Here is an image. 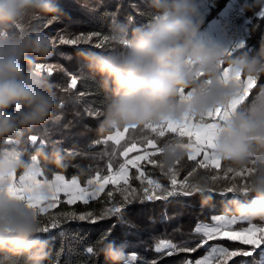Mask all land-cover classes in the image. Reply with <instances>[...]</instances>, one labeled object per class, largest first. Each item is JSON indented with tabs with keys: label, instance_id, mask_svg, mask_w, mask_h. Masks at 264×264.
Returning <instances> with one entry per match:
<instances>
[{
	"label": "clouds",
	"instance_id": "clouds-1",
	"mask_svg": "<svg viewBox=\"0 0 264 264\" xmlns=\"http://www.w3.org/2000/svg\"><path fill=\"white\" fill-rule=\"evenodd\" d=\"M93 9L99 0H80ZM242 16L264 10V0H240ZM154 19L129 27L125 22L111 26L104 52L78 51L86 71L98 78L105 93L99 135L124 128L159 126L162 121L199 119L209 111L226 106L241 94L235 79L225 83L224 69L257 80L264 76V46L255 54L232 52L224 44L209 40L207 17L200 0H151ZM58 0H0V141L15 139L45 125L57 107L53 86L35 70L38 61L53 55L48 37L39 28L18 35L14 29L27 17L58 19ZM159 17V19H157ZM231 38L229 29L221 33ZM214 151L225 168L242 170L256 156H264V86L241 104L222 125ZM160 171L182 164L186 152L174 140L161 142ZM49 153L33 154L34 159ZM17 146L0 150V260L5 264H49L50 245L40 231V217L8 195L10 178L27 174L31 168L21 159ZM51 165L64 167L58 150ZM247 193L228 196L222 203L225 216L249 223H264V164L248 178ZM201 205L213 197L198 193ZM106 264H124L123 246L105 243L99 252Z\"/></svg>",
	"mask_w": 264,
	"mask_h": 264
},
{
	"label": "trees",
	"instance_id": "trees-1",
	"mask_svg": "<svg viewBox=\"0 0 264 264\" xmlns=\"http://www.w3.org/2000/svg\"><path fill=\"white\" fill-rule=\"evenodd\" d=\"M227 1H216L215 7L211 9L209 14H206V23L219 14ZM58 4L60 8L59 18L50 23V26L46 22H51L52 19L42 20L39 17L29 16L16 26L14 32L22 35L31 28H39L47 37L54 38L59 34L90 32L102 33L108 36L111 26L118 22H125L131 28L148 24L154 19L151 0H99L93 9L82 7L80 0H58ZM129 14H131V19H129ZM253 17L254 24L251 27V35L247 42L250 50H239L247 52L249 55H255L264 46V20ZM245 18V16H241L240 20L243 22ZM107 44L108 42L100 49L91 45H81L79 48L57 45L53 47V55L50 58L38 61V63L49 62L61 66L62 69H67L70 73L82 72V78L78 81L77 89H69L65 92L63 88L70 82L69 75L58 69L50 80L45 76V79L53 86L57 96V107L52 117L45 125L25 133L19 141V145H17L15 139H10L13 144L8 143L9 140L0 141V150L18 146L22 151L21 159L28 166L34 158L33 154L49 153L48 161L44 159L43 155H38L39 164L46 178L51 179L53 175L61 173L68 178L77 177L84 186L87 185L88 179L94 178L97 174H108L109 162L114 168L118 167L119 162L123 161L122 157L115 151L119 146L114 145L113 142L103 143L114 130L105 135L97 133V127L103 119L101 113L106 104L102 85L98 78L93 77L86 71L77 58L78 51L104 52ZM261 86H264V76L258 79L256 87L251 90L245 103L256 94ZM80 91L85 92L83 97L79 96ZM86 109H92L96 114L89 115ZM33 134L44 140V149L30 144L29 138ZM170 136H166L167 140ZM129 137L130 133L127 134L126 139ZM98 141L100 143H97ZM54 149L61 154L64 162L62 168H54L50 163L51 153ZM110 152L112 153L111 156L109 155ZM159 158V155H157L151 157V160L158 161ZM194 163L195 161H190L185 156V160L181 164L185 167L176 166L181 169L178 180L185 177L189 167ZM142 168L146 170L147 177L157 179L162 184L169 183L168 179L162 175L158 164L154 165L147 161L142 163ZM223 168L224 166L219 171L222 172ZM197 171L202 173L206 170L197 169ZM135 174L136 170L133 169L129 182L133 187L140 184L139 181L135 180ZM189 179L193 178L190 177ZM219 183H230V180L222 179ZM120 186L126 187L122 184ZM120 186L110 184L101 196L90 201L88 205H85L82 201L67 205L62 201L57 208L40 216V219L44 220L47 215H55L65 208L77 210L89 208L98 211L105 207L103 201L109 199L105 194L110 189L113 190V199L109 201V204L123 200L118 191L121 188ZM231 195L220 196L214 194L211 205L207 207L201 205V198L198 194H194L192 197L178 198L179 202L177 203H168L162 200L135 202L132 205H127L126 209L122 210L130 212V219L134 222L135 228L128 230L126 225L116 228L108 239L102 238L99 229L107 224H112L115 227L118 221L114 217L100 221L98 225L79 221L66 222L58 229L50 230V234H42L50 245L49 264H56L57 261H59V264H106L103 255L98 254L105 243L122 245L126 257L129 258L132 254L136 256V259H138L136 264H184L186 259L195 260L204 254V249L193 253L178 252V254L169 256L164 252L157 253L155 245L163 241H170L181 247L193 246L195 241L199 239V236L194 233L195 226L198 223L208 222L212 215L223 213L222 203ZM240 195L243 198L244 195ZM219 243L231 244L236 242L219 241ZM89 247L97 249L94 256L87 253ZM0 264H5V262L0 260Z\"/></svg>",
	"mask_w": 264,
	"mask_h": 264
},
{
	"label": "snow or ice",
	"instance_id": "snow-or-ice-1",
	"mask_svg": "<svg viewBox=\"0 0 264 264\" xmlns=\"http://www.w3.org/2000/svg\"><path fill=\"white\" fill-rule=\"evenodd\" d=\"M200 7L204 14L211 11L213 5L211 0H200ZM260 20H264V10L259 11L257 15ZM241 17L239 7L232 0L228 4L227 10L223 13L216 23L215 28L207 25L205 32L202 34L209 40L224 44L226 48L232 52L238 50L248 51L247 39L251 35V27L254 24L252 19H245L243 23H237ZM129 14V19H131ZM159 19V17H157ZM46 22L48 26L50 23ZM229 29L231 38L223 40L221 33ZM49 39L52 47L57 45L72 46L79 48L81 45H91L97 49L105 46L108 42V36L102 33L90 32L79 34H59L56 38ZM67 55V54H65ZM62 70L66 75L70 76V82L63 88L65 92L69 89H77L78 81L82 78V72H68L51 63H39L35 66L36 73L45 79L53 77L57 70ZM224 82L235 79L239 82L240 96L232 103L226 106H220L209 111L199 119L195 117L185 118L181 122L171 120L162 121L159 126L148 125L142 129L124 128L119 129L115 134L106 137L103 143L114 142L119 148L115 149L119 156L125 159L119 162L118 167L114 168L111 162L108 163V171L111 174L96 176L95 179H88V187H82L76 179L70 182L61 175H56L54 179H41L43 173L39 168L38 161L33 159L30 163L31 171L22 174L17 179L16 176L10 178L8 186V195L26 207L32 209L39 217L45 215L50 209L57 208L60 203L59 197L63 194L66 197L64 201L67 205H73L77 201H82L88 205L90 201L96 200L101 193L105 192V187L111 185H123L118 189L122 201H116L109 204L113 199V190L106 192V199L103 201L105 207L99 209H70L65 208L57 212L55 215H47L46 219L40 220V231L42 234H50V230L58 229L66 222L79 221L86 222L91 225H98L100 221L108 218H116L118 223L115 227L112 224L103 225L99 230L103 239H108L116 228L126 225L128 230L135 228L134 222L130 219V212L122 211L127 205L135 202L144 201H165L168 203L179 202L178 198L192 197L194 194L206 193L213 197L214 194L226 196L239 192L245 195L247 193V178L256 171L257 164H264V156H256L250 163L251 166L242 170H234L232 168H222V162L216 156L214 151L215 140L220 131L223 130L222 125L226 124L238 107L245 103L246 98L250 96V92L257 85V80L251 77L242 78L239 73L233 74L231 70L224 69ZM85 92L80 91L79 96L83 97ZM75 102V101H74ZM89 115L96 113L92 109H86ZM125 133H130L128 139L124 138ZM166 133L172 134L168 140L177 142V147L186 152L187 159L195 161L189 167L185 177L178 180L180 168H170L167 171H161L162 175L168 179V184H162L157 179L148 178L146 170L142 168L141 161H148L152 164H158L161 167L160 159L158 161L151 160L153 156L162 154L161 143L158 144V138L164 137ZM30 144L40 149L45 148V142L42 138H38L35 134L31 135ZM124 141L121 143V141ZM12 143V140L7 141ZM97 143H100L98 141ZM143 149V154H141ZM135 152L136 155L130 156L129 153ZM111 152L109 155L111 156ZM200 157V159H197ZM177 165H181L179 162ZM129 166L136 170L135 180L140 184L133 187L129 183ZM185 165H181V168ZM197 169H205L200 173ZM216 170V171H212ZM231 174V175H229ZM193 179H189V178ZM239 178V179H237ZM230 180V183L220 184L221 180ZM176 198V199H170ZM212 223H198L194 228V233L199 236L195 244L190 247H181L174 243L160 242L155 245L157 253L164 252L166 255L178 254V252L193 253L200 249H204V255L195 260L186 259L184 264H249L247 261L235 260L237 257H251L257 249L264 246V226L251 224L240 229L233 227L244 220L235 216L212 215ZM96 230V229H93ZM217 241L218 243H210ZM219 241L238 242L231 244L219 243ZM240 245L249 247H240ZM97 252L95 247L87 248V253L94 256ZM264 255V253H262ZM136 259L135 256L128 258L124 254L125 264H131ZM59 264V261L56 262Z\"/></svg>",
	"mask_w": 264,
	"mask_h": 264
},
{
	"label": "crops",
	"instance_id": "crops-1",
	"mask_svg": "<svg viewBox=\"0 0 264 264\" xmlns=\"http://www.w3.org/2000/svg\"><path fill=\"white\" fill-rule=\"evenodd\" d=\"M216 1L217 0H211V3H212V5H213V7L212 8H214L215 7V5H216ZM230 2H232V0H228L227 1V3H226V5L220 10V12H219V14L217 15V16H221L223 13H225L226 12V10H227V7H228V4L230 3ZM235 3L236 4H239L240 3V0H235ZM210 12H208V13H205V15L206 14H209ZM217 16L215 17V18H212L210 21H208L206 24H205V29H206V27H207V25H209L211 28H215V26H216V23H218L219 22V20H218V18H217ZM242 16V15H241ZM256 17V16H255ZM245 19H252V20H254V17L253 16H247ZM244 19V20H245ZM214 22H216V23H214ZM231 36V35H230ZM247 42H248V39H247ZM239 51V50H238ZM242 78H244V79H246V77H243L242 76ZM247 99V98H246ZM118 130V129H117ZM117 130H114V132L112 133V134H115V132L117 131ZM120 131H122V129H119ZM127 134L128 133H125L124 134V138L126 139V137H127ZM168 135H172V134H170V133H166V135L164 136V137H161V138H158V144L159 143H161L162 141H165V140H167V138H166V136H168ZM121 142H123V140L121 141ZM114 143V142H113ZM141 154H143V149H141ZM129 155L130 156H135L136 155V153L135 152H132V153H129ZM187 156V155H186ZM122 157V156H121ZM34 159V158H33ZM32 159V160H33ZM122 159L124 160L125 158L124 157H122ZM151 159V158H150ZM197 159H200V157H197ZM37 161H38V165H39V168L41 169V171H42V173H43V176L41 177V179L43 180V179H48V178H46V176L44 175V171H43V169H42V167L40 166V164H39V160H38V158L36 159ZM144 162H147V161H141L140 163H141V165H142V163H144ZM222 166H224L223 165V163H222ZM29 167H30V165H29ZM134 168H132L131 166H129V182H130V179H131V174H132V170H133ZM108 174H111V172H109ZM20 175H22V173H20V174H17L16 175V177H17V179L19 178V176ZM56 175H61V176H63V177H65V179L66 180H68L69 182L72 180V179H76L77 181H78V183L82 186V187H88V185H86V186H84V185H82L81 184V182H80V180L77 178V177H72V178H68L67 176H65L64 174H61V173H57V174H55V175H53V177L51 178V179H48V180H52V179H54V177L56 176ZM96 176H102V175H99V174H97ZM95 176V177H96ZM95 177L94 178H92V179H95ZM110 185V184H109ZM109 185H107L106 187H105V190H106V188L109 186ZM103 193H101V195H102ZM100 195V196H101ZM66 197H63V194H61V196L59 197V200H60V202H62V201H66ZM217 215H224V213H219V214H217ZM228 217H230V216H228ZM203 223H212V221H211V219L208 221V222H203ZM251 224H256L257 226H264V223H259V222H256V223H249V222H247V221H243V222H240V223H238L237 225H234L233 227H235V228H237V229H240V228H242V227H244V226H250ZM210 243H218L217 241H213V242H210ZM236 243H238V242H236ZM240 247H245L244 245H240ZM262 253H264V246H262V249H257L254 253H253V255L251 256V257H237V258H234L235 260H241V261H247V262H249V264H261L263 261H264V255H262ZM204 255V254H203ZM202 255V256H203ZM202 256H200V257H202ZM229 264H233V262L232 261H230L229 262Z\"/></svg>",
	"mask_w": 264,
	"mask_h": 264
},
{
	"label": "rangeland",
	"instance_id": "rangeland-1",
	"mask_svg": "<svg viewBox=\"0 0 264 264\" xmlns=\"http://www.w3.org/2000/svg\"><path fill=\"white\" fill-rule=\"evenodd\" d=\"M50 39H53L54 37H49ZM41 63H49V62H41ZM39 64V63H38ZM45 74V76H47V74L46 73H44ZM148 178H150V177H148ZM231 182V181H230ZM117 186H120V185H117ZM121 187V186H120ZM50 210H52V209H50ZM49 210V211H50ZM163 242H168V243H172V242H170V241H163ZM133 256H135L134 254H132V255H130L129 256V258H131V257H133ZM136 257V256H135ZM137 261H138V259H135L134 261H132L131 262V264H136L137 263Z\"/></svg>",
	"mask_w": 264,
	"mask_h": 264
},
{
	"label": "built area",
	"instance_id": "built-area-1",
	"mask_svg": "<svg viewBox=\"0 0 264 264\" xmlns=\"http://www.w3.org/2000/svg\"><path fill=\"white\" fill-rule=\"evenodd\" d=\"M237 5L239 6V4H237ZM220 17H221V16H217L218 20L220 19ZM237 23H238V24H239V23H243V22L240 20V17L238 18ZM230 35H231V32H230ZM44 76H45V74H44ZM261 264H264V261H263Z\"/></svg>",
	"mask_w": 264,
	"mask_h": 264
}]
</instances>
